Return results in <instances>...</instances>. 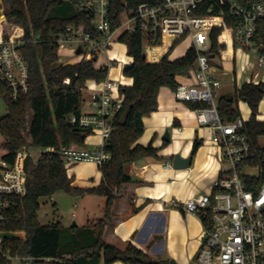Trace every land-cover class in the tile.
I'll return each instance as SVG.
<instances>
[{
  "label": "trees",
  "instance_id": "16d2710c",
  "mask_svg": "<svg viewBox=\"0 0 264 264\" xmlns=\"http://www.w3.org/2000/svg\"><path fill=\"white\" fill-rule=\"evenodd\" d=\"M77 1L0 0L3 37L7 41L24 40L21 51L29 66V92L19 101L9 100L8 87L0 80V93L7 105V113L0 118V132L4 137L2 146L7 149L4 159L11 163L23 148L37 151L47 147L62 149L74 144L84 147L87 137L93 133L91 128L72 122L71 118H80L83 113L87 82L107 80L110 67L98 68L95 59L60 62L58 37L68 25L85 24L87 30L97 36L88 15L76 11L74 5ZM127 1L130 7H134L141 2L158 3L162 0ZM123 10L122 0H111L112 29L119 26ZM197 12L205 13L202 10ZM222 31L223 28L218 26L212 30L213 51L219 47L218 37ZM180 40L160 61L150 62L145 56L146 35L141 29L125 32L120 37L127 46V54L133 59L130 67L124 69V74L133 78V84L120 88L124 105L115 120L117 128L106 146L111 157L100 166L101 183L95 187H77L73 185V177L69 176L58 152H29L26 159L27 192L18 199L19 205L12 211L10 221L0 225V230L24 233L6 239L4 250L9 255L19 257L21 264H114L118 261L125 264H167L151 258L146 250L132 241L118 245L107 240L105 234L114 218L115 201L125 195L121 193L122 189L132 182L126 164L148 156L160 158L159 148L153 142L147 145L137 143L145 130L144 117L159 107L161 87L175 91L179 85L178 77L196 67L198 53L193 46L183 56L170 58ZM255 40L264 43V17L258 20ZM260 53L264 55V46ZM263 98V81L246 82L241 87L236 86L234 94L220 96L218 108L225 121H233L241 115L239 101L246 102L251 109L246 131L257 143L259 135L264 133V120L257 119ZM185 104L193 110L207 105L205 102ZM129 107L128 121L120 125L119 120ZM199 145L196 140L192 154L196 153ZM58 191L77 196H105L104 215L89 220L83 226H65L61 221L43 225L39 220L41 198L51 197ZM137 209L133 206L127 215ZM10 263L8 258L0 256V264Z\"/></svg>",
  "mask_w": 264,
  "mask_h": 264
},
{
  "label": "built area",
  "instance_id": "2783aa9c",
  "mask_svg": "<svg viewBox=\"0 0 264 264\" xmlns=\"http://www.w3.org/2000/svg\"><path fill=\"white\" fill-rule=\"evenodd\" d=\"M124 10L116 29L110 21L111 0H79L75 9L91 20L94 37L87 25H68L59 34L60 50L68 51L71 63L99 60L107 53L112 42L125 33L141 29L146 35L145 55L150 62L160 61L153 55L160 46L173 47L174 43L189 38L197 53L196 67L186 76L192 83H180L174 94L182 102H205L194 109L200 126L211 130L212 142L217 148L220 169L211 192H204L173 204L185 212L199 215L204 224L203 245L193 264H264V133L257 143L246 131L250 120L242 114L233 121H225L218 108L220 79L212 72L211 56L226 57L224 45L228 44L226 31H230L237 50L255 56L253 68L264 69V43L255 40L258 20L264 17V0H162L158 3L141 2L130 7L122 0ZM197 10L205 11L198 13ZM228 22H231L229 24ZM222 27L218 37L219 47L213 51L211 33ZM160 40V43H156ZM223 44H220V42ZM24 40L0 39V80L8 87V98L19 101L29 92V66L22 54ZM80 53H77L78 49ZM75 55L77 58L75 59ZM130 57V56H129ZM126 58L110 60V66L132 63ZM65 63V62H64ZM258 71L249 82L259 83ZM67 82H69L67 80ZM264 82V81H263ZM119 79L108 78L87 85L90 92V111L72 122L91 128L98 133L102 143L93 151L76 144L62 149L47 147L41 152H58L66 166L84 161H94L99 166L111 157L106 146L117 126L115 120L122 111L124 95ZM258 120L259 114L257 115ZM29 151L19 150L15 162L0 160V225L10 221L18 199L27 192L26 159ZM123 193V192H121ZM21 232L0 230V256L14 258L4 250L7 238Z\"/></svg>",
  "mask_w": 264,
  "mask_h": 264
},
{
  "label": "crops",
  "instance_id": "0c3cea01",
  "mask_svg": "<svg viewBox=\"0 0 264 264\" xmlns=\"http://www.w3.org/2000/svg\"><path fill=\"white\" fill-rule=\"evenodd\" d=\"M225 37H227L228 44H225L223 48L226 49L225 54L227 55L225 58L220 54L211 56L212 72L220 79L219 74L223 73L227 65H230L235 76V83L238 73L241 75L247 74L246 82H249L254 78L257 71L259 72L257 80L264 81V69L253 68L255 56L253 58V55L237 50L230 31L225 32L222 40ZM2 38H4L3 28H0V39ZM220 44H223V42L221 41ZM188 48L178 50L174 48L170 58L175 59L183 56ZM169 49L168 46H160L154 49L153 55H157L162 59ZM102 55L103 58H99L95 62L98 68L108 66L111 60L108 52ZM72 61L74 59L67 60L65 63H71ZM113 67L115 66H110L109 78H111L110 72ZM125 77L123 68L119 80L123 83ZM93 81L89 80L87 85ZM178 81L179 84H189L194 79L182 75L178 77ZM132 84L133 78L129 77L126 85ZM235 85L237 86V84ZM221 87L222 83L218 89V98L227 95L220 93ZM173 92L169 87H161L158 97L159 107L150 115L144 117L145 130L137 141L142 145L153 142V145L159 148L158 156L160 158L148 156L126 164V171L132 176V182L122 189L125 195L115 201L114 218L107 228L105 236L107 240L118 245L132 241L138 247L146 250L151 258L166 261L167 264L171 259L179 264H193L203 245L204 224L199 215L185 212L174 205L172 201L185 200L210 189L218 176L220 164L217 160L216 146L211 142L210 137L206 138L205 131L207 129L198 124L193 109L175 100ZM248 108L250 107L248 106ZM89 111L83 110L82 107L83 113ZM259 118L264 120V115L259 113ZM166 130H169L172 136L169 143L163 139ZM196 140L200 142V145L196 153L192 154ZM101 143L100 136L91 137L89 135L84 148L93 151ZM177 153L185 158L192 156L191 166L175 168L173 166V156ZM98 167L100 169L99 165ZM133 175L137 180H133ZM101 181L102 171L100 170L92 182L73 181V185L88 188L98 186ZM87 195L99 197L97 198L99 213H97L98 215L89 216L86 223L78 224L76 222L79 226L86 225L89 220L104 215L106 197L96 194ZM87 195L82 197L85 198ZM133 206L138 208L137 211L127 215ZM61 223L70 226L62 221ZM21 235H24V233ZM114 264L125 263L118 261Z\"/></svg>",
  "mask_w": 264,
  "mask_h": 264
},
{
  "label": "rangeland",
  "instance_id": "374dc122",
  "mask_svg": "<svg viewBox=\"0 0 264 264\" xmlns=\"http://www.w3.org/2000/svg\"><path fill=\"white\" fill-rule=\"evenodd\" d=\"M0 28H3V23L0 22ZM120 33L117 35V39L112 42V46L108 51V55L111 60L126 58L128 61L130 59L129 55L126 52V44L120 39H118ZM190 47V39L183 38L181 39L175 46L176 50L180 48ZM121 52V53H120ZM60 62H67L69 59L68 51L66 49L60 50ZM118 56V58H117ZM75 59L77 56L75 55ZM103 58V55L100 56V59ZM254 58V55H253ZM227 68L223 71V73L219 74L221 79L222 87L220 88V93L222 94H234L236 85L240 87L242 84L247 81V74H239L237 76V81L235 83L234 73L230 65L226 66ZM123 66H115L112 68L110 72V77L112 79H119L120 74L123 71ZM129 76H126L123 80V84L126 85L128 83ZM89 90H84V100H83V110H90L89 104ZM174 94V92H173ZM174 98L177 102L181 104H185L182 101L177 100L175 94ZM240 111L241 114L245 117H249L251 115V110L248 108V105L240 100ZM7 113V105L0 93V118L3 117ZM259 113L264 115V98L259 106ZM205 127V126H204ZM207 130L205 131L206 138L210 137L212 142V134L208 127H205ZM91 137L100 136L98 133H92ZM4 141V137L0 132V160L4 159V156L7 154V149L2 146ZM28 150L33 154H37V151L34 148L30 150L28 148H23ZM220 169V166H219ZM67 171L70 177H73V181H85L92 182L93 178L96 176L97 172L100 171L98 164L96 162L86 161L78 164H73L67 166ZM219 171V170H218ZM217 178V177H216ZM212 187L208 189L206 192H211ZM82 196H77L73 194L66 193L64 191H58L53 196H44L41 198V208L39 210V220L43 225H48L52 223H56L58 221H62L65 224L73 225L74 222L78 224L86 223L89 216H94L99 213V203L98 196L95 195H87L84 199ZM98 215V214H97ZM96 219V218H94ZM21 234H23L21 232ZM195 261V260H194ZM10 264H21L18 258L12 259Z\"/></svg>",
  "mask_w": 264,
  "mask_h": 264
},
{
  "label": "water",
  "instance_id": "95a60500",
  "mask_svg": "<svg viewBox=\"0 0 264 264\" xmlns=\"http://www.w3.org/2000/svg\"><path fill=\"white\" fill-rule=\"evenodd\" d=\"M81 52V49L79 48L77 50V53H80ZM146 56V55H145ZM130 67V63H127L125 66H124V69H128ZM130 111H131V108H127L120 120H119V124L120 125H125L128 121V117H129V114H130ZM163 139L166 141V142H171V139H172V136H171V132L169 130H166L164 136H163ZM192 161H193V157L192 156H189V157H182L180 153H177L173 156V166L175 168H186V167H189L191 166L192 164ZM133 180H137V178L135 177V175H133ZM73 225H77L76 222L73 223ZM168 264H179L177 263L174 259H171L169 261Z\"/></svg>",
  "mask_w": 264,
  "mask_h": 264
},
{
  "label": "bare ground",
  "instance_id": "6f19581e",
  "mask_svg": "<svg viewBox=\"0 0 264 264\" xmlns=\"http://www.w3.org/2000/svg\"><path fill=\"white\" fill-rule=\"evenodd\" d=\"M121 53V52H120ZM117 58H118V56H117Z\"/></svg>",
  "mask_w": 264,
  "mask_h": 264
}]
</instances>
